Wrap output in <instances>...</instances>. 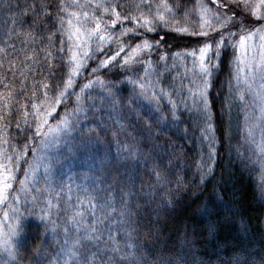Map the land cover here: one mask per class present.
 <instances>
[{
  "label": "trees",
  "instance_id": "trees-1",
  "mask_svg": "<svg viewBox=\"0 0 264 264\" xmlns=\"http://www.w3.org/2000/svg\"><path fill=\"white\" fill-rule=\"evenodd\" d=\"M217 3L0 0V151L20 156L0 219L27 196H52L62 170L80 169L87 175L81 191L89 199L97 189L107 204L92 220L100 221L92 235L99 236L98 247L109 236L108 248L119 240L122 252L114 255L127 257L120 264H264V171L246 136L241 111L248 107L242 88L235 87L233 40L219 56L213 44L205 57L207 110L199 95V48L219 31L202 6L213 11ZM202 20H211V27L201 29ZM96 24L91 39L72 35L75 27L91 31ZM258 26L264 30V20ZM181 27L187 31L174 30ZM201 31L208 36L193 35ZM145 40L150 47H143ZM69 76L72 87L53 105ZM63 120L69 132L49 133ZM58 197L47 217L37 206L29 209L12 243L6 240L13 264H60L68 256L65 240L76 235L68 221L73 203Z\"/></svg>",
  "mask_w": 264,
  "mask_h": 264
},
{
  "label": "rangeland",
  "instance_id": "rangeland-1",
  "mask_svg": "<svg viewBox=\"0 0 264 264\" xmlns=\"http://www.w3.org/2000/svg\"><path fill=\"white\" fill-rule=\"evenodd\" d=\"M217 1V4L221 2H227V0ZM223 9L225 13L227 12L229 15H231V11H236L237 13L240 12V9L236 8L234 5L232 6L231 10L225 8ZM202 10L204 12L205 18L214 17L217 14L220 15V13H217V8L211 11L205 6H202ZM220 18L223 19V16L220 15ZM259 21L257 22L254 17H248L244 20V23L247 25L248 31H253V29H261L260 26H258ZM215 23V27L219 30L214 33L215 40L220 39V34H223L224 43L233 40V43H231V49L235 55V65L233 68V72L237 74V78L234 79L237 85H235V87L242 88L244 96L240 98L243 103L246 102L248 107L247 112L243 113L241 111L245 119L246 136L247 139L252 142L253 149L259 156L264 171V152L260 151V146H264V59H262L264 48L261 47L262 45H264V40L261 39V36L264 35V30L261 29L260 31L253 32L251 38L246 40V50L244 48H239L238 45L239 35H242L244 33L239 34L240 32H237L235 28H231L234 27L231 25L227 28L222 29L219 27V24L216 20ZM233 33L235 34L233 35ZM236 35L237 37L236 39H234V36ZM199 63L200 60L198 61L196 66L200 70L198 66ZM194 64H189V68L187 70L193 69ZM249 68H251V71H249ZM63 125L64 124L57 127L60 129L57 132L58 134L61 131L63 133L69 132L68 130L64 129L65 127H63ZM249 129L252 130L251 137H249L248 135ZM49 151L45 153H48ZM61 174V184L53 190L52 196L46 197V195H40L35 196L34 199L32 197L29 199V197L27 196L23 200V202L18 205V207H16V204H14L12 207H9L8 211L0 219V221H3V223L6 222V224H4L5 226L3 227L4 230L0 231V264H13L14 262V254L12 252L13 249L11 248L12 244L7 246L5 245V242L9 239L12 243V239L15 237L18 230L19 221L27 218L30 212L29 209L36 206L38 209H41L43 215L47 217L48 213L52 212L49 209L46 201L51 200L52 205H54L55 207L53 199L57 194H59L58 199H65L66 204L70 205L69 202L73 203V206L70 208V214H68V221L69 217L74 216L76 213H82L84 223L87 225H93V218L96 215L98 216V214L100 217L103 208L107 204L98 194L97 189L91 194L89 199L86 197V193L81 191V187H85L87 184V175L85 173H82L80 169L78 172H76L69 170L68 168L62 170ZM23 185L20 186L22 190L25 189L23 188ZM77 185L79 187H77ZM22 190L17 191V193L22 195ZM44 197L46 198L43 199ZM45 221L46 220L42 219L43 223H45ZM14 232L15 234H13ZM9 234L11 236V239L8 237ZM6 248L11 252V255L9 254V251H6ZM68 259L69 258L66 255L64 257V260L61 261L60 264H65V261Z\"/></svg>",
  "mask_w": 264,
  "mask_h": 264
},
{
  "label": "snow or ice",
  "instance_id": "snow-or-ice-1",
  "mask_svg": "<svg viewBox=\"0 0 264 264\" xmlns=\"http://www.w3.org/2000/svg\"><path fill=\"white\" fill-rule=\"evenodd\" d=\"M213 3H216V0H212ZM235 6L236 8L240 9V12L237 13L236 11H231V15H229L227 12L223 14V19L220 18V15L217 14L214 16V19L218 22L220 28H227L228 26H239L241 32L244 34L239 35V41L238 45L239 48H246V40L250 39L253 35L254 31H260L261 29H253V31L247 30V25L244 23V20L248 17H254L256 21L264 20V0H254V2L250 3V0H227V2H221L218 4L217 13H219V8H225L231 10L232 6ZM164 8H168V6L165 4L163 5ZM73 16L79 18L80 13L73 12ZM85 17H87L88 13H83ZM119 18V14H116ZM125 19H135L133 17H125ZM159 21L164 20L163 14H160L158 16ZM112 24L116 23V20H113L111 22ZM146 23H148L146 21ZM69 26H72V21H68ZM211 27V20H202L200 23L201 29H203L205 26ZM100 25L96 24L95 28H93L91 31H85L82 27H75V30L72 32V35H76L77 39H80L81 37L86 36L88 39H91V37L97 33L99 30ZM264 28V26H262ZM153 28H149L148 31H154ZM175 31L179 32H185L187 31V28H176ZM213 31H217V29H212ZM128 32H131L132 29H128ZM235 33H233L234 35ZM193 35H203L205 37L208 36L207 31H201L199 33H193ZM101 41H103L104 37H100ZM261 39L264 40V35L261 36ZM213 44L216 45V52L215 55L219 56L220 47L224 44L223 34H220V39L212 41H206L200 48V63L199 68L202 73H204L203 76V84L204 87L199 90V95L203 99L204 107L207 110L208 108V100L206 97V90L209 87L208 83V66L205 64V57L206 54L210 52L212 49ZM143 47L147 48L150 47L148 42L145 40L143 42ZM264 48V45L261 46ZM141 48V45H137L136 47L132 48V53L137 52ZM125 49L123 46L120 47V52H123ZM120 53H114L113 56L108 57L106 60L101 61V65H106L110 60H114L116 56H118ZM191 55L195 56L196 53L192 52ZM131 55H129L128 59L124 60V64L127 65L129 60H131ZM73 61H76V56L73 54L72 58ZM262 59H264V53H262ZM79 62H76V66L72 69L73 74L76 73L79 70ZM95 71V69L93 70ZM249 71H251V68H249ZM73 80L71 76H69L67 82L64 84V87L62 90H60L57 95L53 98V100L50 102L53 105H58L61 103L60 97H63L67 91V89L71 88L73 85ZM141 88H144V84L139 85ZM47 87V85H45ZM84 88H90L91 83L83 85ZM35 95V93H33ZM45 97H47V93H45ZM77 100H79V96L77 97ZM32 107L38 108L37 104H33ZM52 111H55V107L51 109ZM27 115V114H25ZM44 124L47 123V121L43 122ZM67 128V121L63 120L61 121ZM42 125H38V127H41ZM207 127L210 129L211 125H207ZM60 129L55 128L49 129V133L52 132H58ZM49 133H44L45 136H48ZM249 137L252 136V130L249 129L248 132ZM6 143V141H5ZM260 151L264 152V146H260ZM20 160V156H16L15 159H13L12 156L7 155L5 152L0 151V203L7 202L9 199V196L12 195V189L14 187L13 182L17 179L15 175V169L19 167L18 161ZM35 171V169H33ZM21 185L24 184V181H20ZM18 199V197H17ZM48 204L49 209L54 207L52 205L51 200L46 201ZM114 211V209H113ZM47 215V214H46ZM123 215V212L121 213ZM43 219V217H42ZM69 223L74 225L75 233L76 235L74 238L69 242L67 239L65 240V244H69L68 247V256L69 259L65 261V264H120L122 260H126V256H119V258H116L117 253H121L122 249L119 247V240H115L112 243V247L108 248L107 245L109 241H112L113 238L109 236V241H104L102 246H97L99 243V236H94L92 233L99 232V229L94 226L95 223H100V221H95L93 225H87L84 223V218L82 213H76L74 216L69 217ZM83 229V234L81 235V230ZM69 232V229L65 228V233L67 234ZM15 234V232L13 233ZM125 247L131 248L133 247L132 244L126 243ZM95 249V251H93ZM6 251H9L6 248ZM111 253V254H110ZM9 254L11 255V252L9 251Z\"/></svg>",
  "mask_w": 264,
  "mask_h": 264
}]
</instances>
